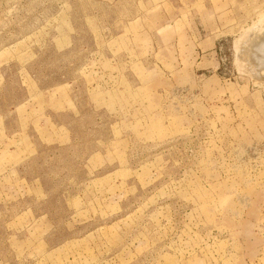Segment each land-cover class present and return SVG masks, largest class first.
<instances>
[{
	"label": "rangeland",
	"instance_id": "rangeland-1",
	"mask_svg": "<svg viewBox=\"0 0 264 264\" xmlns=\"http://www.w3.org/2000/svg\"><path fill=\"white\" fill-rule=\"evenodd\" d=\"M263 30L264 0H0V264H264Z\"/></svg>",
	"mask_w": 264,
	"mask_h": 264
},
{
	"label": "bare ground",
	"instance_id": "bare-ground-1",
	"mask_svg": "<svg viewBox=\"0 0 264 264\" xmlns=\"http://www.w3.org/2000/svg\"><path fill=\"white\" fill-rule=\"evenodd\" d=\"M253 34L254 33H252V35ZM253 38L254 39L249 42L250 44L248 45V47H246L245 50H242H244L243 52L247 58H245V60H248L246 62L253 65V67L255 66V70L259 72L260 70L264 69V30L261 31V34H256Z\"/></svg>",
	"mask_w": 264,
	"mask_h": 264
}]
</instances>
